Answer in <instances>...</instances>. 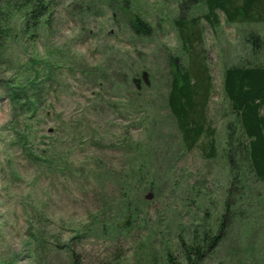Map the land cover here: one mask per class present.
I'll return each instance as SVG.
<instances>
[{"label":"rangeland","instance_id":"374dc122","mask_svg":"<svg viewBox=\"0 0 264 264\" xmlns=\"http://www.w3.org/2000/svg\"><path fill=\"white\" fill-rule=\"evenodd\" d=\"M114 1L129 11L59 0L48 28L11 38L0 56V264H73V252L82 264H169L167 253L179 257L182 241L222 209L229 164L221 151L207 159L185 149L167 105L169 56L181 47L173 18L190 17L191 2ZM135 15L150 36L130 29ZM219 15L216 27L202 17L199 47L208 51L221 150L224 70L264 64V43L255 53L253 38L264 41V22ZM260 195L244 205L254 208L252 241L239 243L237 224L203 264H264Z\"/></svg>","mask_w":264,"mask_h":264},{"label":"trees","instance_id":"16d2710c","mask_svg":"<svg viewBox=\"0 0 264 264\" xmlns=\"http://www.w3.org/2000/svg\"><path fill=\"white\" fill-rule=\"evenodd\" d=\"M86 1L93 5L95 0ZM180 2L185 4L184 8L191 2L194 12L187 17L180 11L173 18L181 47L180 53L169 56L171 69L167 105L176 121L185 149L190 151L200 148L207 159L222 152L229 164L230 184L222 201V209L214 219L215 223H199L201 228L193 229L190 240H183L179 245V257L167 253V262L203 264L213 252L221 249L229 230L237 224L243 230L239 243L252 241L250 235L254 234L255 229L248 221L255 219L252 211L254 208L247 206L244 209V205H255L258 200L254 196L261 194L260 210H264V64L245 61L225 68L223 89L230 115L226 117L224 145L220 150L218 130L209 116L214 83L208 51L205 47H199L204 43L201 19L205 17L212 27H216L222 12L226 21L231 23L264 22V0ZM108 3L126 13L129 11L126 1L121 5H116L114 0H108ZM59 4V0H0V56L4 54L11 38L31 39L37 35L36 30L48 28ZM198 6L205 10L203 15L197 13L195 7ZM129 22L134 34L150 36L153 32L151 24L139 15L130 18ZM253 38L254 41L260 40L254 49L257 53L264 41H261L259 35H253ZM141 77L146 82L144 73ZM18 96V93L14 94V100ZM254 223L256 227L257 221L254 220ZM247 226H250L248 231ZM260 233L255 232V235ZM72 257L73 264H82L74 252Z\"/></svg>","mask_w":264,"mask_h":264},{"label":"water","instance_id":"95a60500","mask_svg":"<svg viewBox=\"0 0 264 264\" xmlns=\"http://www.w3.org/2000/svg\"><path fill=\"white\" fill-rule=\"evenodd\" d=\"M151 197V195H149V198Z\"/></svg>","mask_w":264,"mask_h":264}]
</instances>
